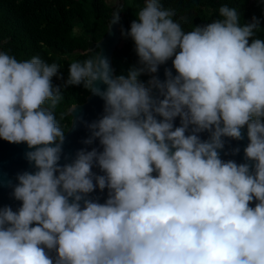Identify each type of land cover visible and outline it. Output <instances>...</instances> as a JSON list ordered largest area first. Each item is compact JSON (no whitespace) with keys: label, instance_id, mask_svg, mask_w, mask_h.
<instances>
[{"label":"clouds","instance_id":"clouds-1","mask_svg":"<svg viewBox=\"0 0 264 264\" xmlns=\"http://www.w3.org/2000/svg\"><path fill=\"white\" fill-rule=\"evenodd\" d=\"M218 15L185 31L173 9L145 0L122 33L137 63L115 77L90 49L66 79L56 62L0 51V139L26 144L35 168L9 182L21 205L0 207V264H264V39L237 7ZM170 59L175 75L166 68L160 80ZM72 86L104 102L82 141L102 150L61 165L55 109ZM75 112L71 126L82 122ZM245 127L247 162L222 160L223 138L242 140Z\"/></svg>","mask_w":264,"mask_h":264},{"label":"trees","instance_id":"trees-1","mask_svg":"<svg viewBox=\"0 0 264 264\" xmlns=\"http://www.w3.org/2000/svg\"><path fill=\"white\" fill-rule=\"evenodd\" d=\"M121 39L112 56L115 76L126 74L136 65L134 43L122 35L130 28L145 0H119ZM116 0H0V51L18 60L39 56L45 62L61 65L65 79L72 62L93 55V45L107 30ZM164 8L175 11L174 20L185 31L218 19L223 5L237 7L241 22L259 21L264 39V0H160ZM79 29V31H77ZM89 49L92 51L90 52ZM138 79L146 82L148 75ZM53 83H61L53 77ZM89 91L82 86L62 89L63 101L55 109L57 122L65 131L71 124L68 114L72 104L82 103ZM63 114V118H61Z\"/></svg>","mask_w":264,"mask_h":264},{"label":"water","instance_id":"water-1","mask_svg":"<svg viewBox=\"0 0 264 264\" xmlns=\"http://www.w3.org/2000/svg\"><path fill=\"white\" fill-rule=\"evenodd\" d=\"M119 4L120 1L116 0L109 21L112 18V13H115L118 9ZM109 21L107 23V30L105 34L94 43L92 49L97 50V53L100 56L107 58L110 68L112 69V75L113 77H115L112 56L121 39L120 16L118 23L111 24L109 26ZM166 68L172 69L171 59L164 65H161L158 73L155 74L160 80H163L165 78L164 71ZM172 71L175 75V70L172 69ZM97 83L102 90L106 88L105 85L99 84V82ZM103 105V100L100 97L93 95L91 92H89L85 97L84 102L76 103V112L73 114V119L75 120V118L79 116L82 117V122H76L72 126L70 124V126L68 127V131L66 130L65 132L63 153L59 162L61 165L70 163L71 160L75 157V153L81 148L91 150L92 147H96L98 150H102L98 140L95 141L92 145H84L82 141L89 136V131L83 122L90 123L94 120L99 119L103 115ZM174 125L179 126V117H177L174 121ZM241 131L244 137L242 140L236 141L232 140L231 138H223L225 141V146L223 150L220 151V158L222 160H234L238 164L247 162L244 159V148L248 143L246 127ZM199 135L202 140H206L208 138L207 132L200 133ZM236 148H239V152L233 155L232 150ZM30 150L31 149H28L27 145L24 143L13 144L0 139V207L10 206L13 211H16L20 207L21 202L16 201L12 198V188L8 185L9 182H11L12 185H15L17 183V174L24 171H35V168L25 158V153ZM93 172L98 175L102 174L100 170L95 167L93 168ZM90 195L92 197H99V202L103 203L104 199L107 196V190H105L104 192H100L99 190H97ZM252 206H254V202Z\"/></svg>","mask_w":264,"mask_h":264},{"label":"rangeland","instance_id":"rangeland-1","mask_svg":"<svg viewBox=\"0 0 264 264\" xmlns=\"http://www.w3.org/2000/svg\"><path fill=\"white\" fill-rule=\"evenodd\" d=\"M77 31H79V29H77Z\"/></svg>","mask_w":264,"mask_h":264}]
</instances>
